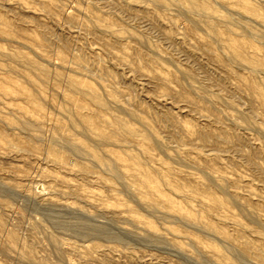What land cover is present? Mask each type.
Here are the masks:
<instances>
[{"label":"rangeland","instance_id":"1","mask_svg":"<svg viewBox=\"0 0 264 264\" xmlns=\"http://www.w3.org/2000/svg\"><path fill=\"white\" fill-rule=\"evenodd\" d=\"M192 1L0 0V264H264V0Z\"/></svg>","mask_w":264,"mask_h":264},{"label":"bare ground","instance_id":"2","mask_svg":"<svg viewBox=\"0 0 264 264\" xmlns=\"http://www.w3.org/2000/svg\"><path fill=\"white\" fill-rule=\"evenodd\" d=\"M187 3H188V5L190 6V8H193V7H196V6H200V4L199 3H196V2H194V1H192V0H187ZM217 3V2H216ZM235 10V9H234ZM257 10V9H256ZM244 15V14H243ZM257 16V15H256ZM254 16H252V18H253ZM260 17V16H259ZM244 18H246V16L244 17ZM251 18V17H250ZM263 23V22H262ZM247 29V28H246ZM251 35V34H250ZM232 45V44H231ZM236 46V45H235ZM235 46L233 45V47L235 48ZM236 49V48H235ZM236 52H237V50H235ZM260 71V70H259ZM74 106V105H73ZM65 139V138H64ZM70 142V144L74 147V148H76V149H78V150H85V148L84 147H82L80 144H78L76 141H69ZM111 160V159H110ZM250 160V159H249ZM112 162V161H111ZM251 162V161H250ZM106 164V163H105ZM108 167H111L112 168V166L110 165V164H106ZM211 183H213L212 181H211ZM216 185V184H215ZM213 186V185H212ZM218 186V185H217ZM153 206H155V203H153ZM60 207V206H59ZM67 208V207H66ZM73 209V208H72ZM81 212V211H80ZM177 215V214H176ZM179 216V215H178ZM81 222V221H80ZM191 222V221H190ZM87 223V222H86ZM85 225V224H84ZM104 227V226H103ZM106 227V226H105ZM122 229V228H121ZM101 230V229H100ZM124 232H125V230H124ZM154 232V231H153ZM138 236V235H137ZM150 235H148V237H149ZM154 236V235H153ZM156 237V236H155ZM116 239H117V237H115ZM222 240V239H221ZM162 241H163V239H162ZM162 243V242H161ZM226 243L228 244V242L226 241ZM169 246V245H168ZM231 246V245H230ZM240 250H243V249H240ZM234 251H235V249H234ZM239 250H237V251H235L236 253L238 252ZM241 254V253H240ZM184 255V254H183ZM189 256V255H188ZM238 256V255H237ZM185 257H186V255H185ZM239 257V256H238ZM201 258V257H200ZM204 259V258H203ZM202 259V260H203ZM241 261V260H240ZM252 262V261H251ZM203 263V262H202ZM205 263H207L206 261H205ZM208 264V263H207ZM227 264H230V263H227ZM244 264V263H243Z\"/></svg>","mask_w":264,"mask_h":264}]
</instances>
